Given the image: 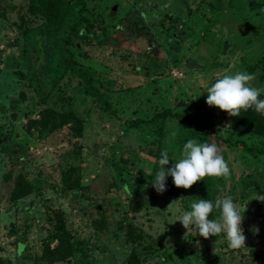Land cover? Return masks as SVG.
<instances>
[{
	"label": "rangeland",
	"instance_id": "1",
	"mask_svg": "<svg viewBox=\"0 0 264 264\" xmlns=\"http://www.w3.org/2000/svg\"><path fill=\"white\" fill-rule=\"evenodd\" d=\"M76 1L71 18L90 26L74 32L64 18L53 38L91 73L111 111L64 68L27 1L0 0V259L125 264L133 251L141 264H254L264 253V202L255 199L264 195V155L238 141L264 150V139L206 99L216 78L236 72L254 74L251 86L264 90L263 0ZM164 108L188 111L224 137L217 144L230 176L214 199L233 198L245 247L177 221L200 200L196 184L177 188L169 176L163 193L152 186L155 154L167 149L170 168L192 139L156 114ZM66 112L80 121H59ZM17 174L32 190L12 199ZM57 219L76 244L69 258L49 260Z\"/></svg>",
	"mask_w": 264,
	"mask_h": 264
},
{
	"label": "clouds",
	"instance_id": "2",
	"mask_svg": "<svg viewBox=\"0 0 264 264\" xmlns=\"http://www.w3.org/2000/svg\"><path fill=\"white\" fill-rule=\"evenodd\" d=\"M254 74L236 72L224 74L215 79V82L207 88L206 104L217 107L227 112L229 116H240L241 110L250 108L264 115V99H260V88L252 87ZM168 150L161 153L158 161L159 169L154 177L152 186L158 193L166 191L167 177L171 176L177 188L190 189L198 181L207 177L227 178L230 176L228 163L220 154V149L215 144L199 143L195 139H189L183 146L181 158L170 168ZM256 200L264 202V195ZM220 210V217L216 220L209 218L213 208ZM190 211H185L177 221L187 230L195 231L205 239L223 233L228 247L238 250L245 247L246 237L241 227L243 215L231 196L212 201L200 199L193 202Z\"/></svg>",
	"mask_w": 264,
	"mask_h": 264
},
{
	"label": "trees",
	"instance_id": "3",
	"mask_svg": "<svg viewBox=\"0 0 264 264\" xmlns=\"http://www.w3.org/2000/svg\"><path fill=\"white\" fill-rule=\"evenodd\" d=\"M27 12L39 15L44 22L43 25V36L46 40L51 43L55 49H57L59 54V59L62 63H64L67 68L73 75L77 76L81 79L85 86V91L88 95L93 97L95 101H97L101 108L106 111L110 110V105L107 101L101 96L99 90L93 82V78L91 73L81 67H78L76 62L70 58L69 52L65 49V47L59 44L53 37L56 32L59 30L60 26L64 22V18L70 24V27L74 32H77L78 28H86L89 27L86 18L79 17L77 20H73L71 16H73L72 9L73 6L77 4L76 0H26ZM264 2V0H263ZM260 99H264V95L261 94ZM224 112V111H223ZM229 120L235 125L245 129L249 134L258 137L260 139H264V115L257 113L254 108H250L247 111L241 110L240 116L232 117L229 116L227 112H224ZM158 116H170L175 120L179 121L186 131V135L189 138L195 139L199 143H209L215 144L218 147L217 140L220 143L224 142L223 138L220 136L219 131L216 127H214L210 122L192 117L188 111H174L169 108H164L158 113ZM74 120L79 122L80 119L72 116L69 112L62 113L59 115V121L68 122L66 120ZM53 120V118H51ZM241 147L248 152L251 153H261L264 155V150L258 147H252L245 145L244 142L238 141ZM161 159V153L157 152L155 154L154 165L159 167L158 161ZM65 182L68 180V174L64 173L63 176ZM221 178L216 177H205L203 180L198 181L196 183V195L199 199L210 200L215 203L216 199H214V194L222 188ZM247 185L245 189H247ZM31 184L21 175L17 174L13 180L12 189L10 191V197L12 199H17L21 196L26 195L31 192ZM220 210L213 208V211L210 213L209 218L212 220H216L219 215ZM217 236H210L212 239L218 238ZM48 241L50 239H54L56 244L54 247L47 251V255L49 260L57 259L63 260L69 258L72 255V250L75 248V240L73 236L68 232L65 228L64 223L61 219H57V224L54 231L48 235ZM47 250V245H45ZM21 248L20 245L17 247V251ZM256 261L254 264H264V253L256 254ZM0 264H4L2 259H0ZM125 264H141L135 252H131L127 257Z\"/></svg>",
	"mask_w": 264,
	"mask_h": 264
}]
</instances>
